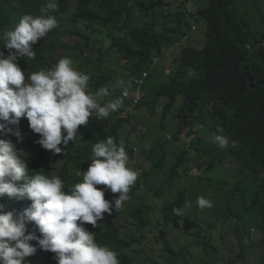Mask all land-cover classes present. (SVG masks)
<instances>
[{"label": "clouds", "instance_id": "clouds-1", "mask_svg": "<svg viewBox=\"0 0 264 264\" xmlns=\"http://www.w3.org/2000/svg\"><path fill=\"white\" fill-rule=\"evenodd\" d=\"M169 1L171 4L164 14L176 15L183 25L191 22V26L183 38L176 39L170 48L165 47L160 55L154 56L148 68L140 67L135 71L130 62L132 54L120 41L124 37L130 38L131 34L112 32V40L108 36V27L117 12L109 0H95L84 8H81L80 0H70L69 17L77 18L85 33L93 28H102L105 33H92L91 48L81 51L77 48L74 57L57 53L53 66L39 68L27 77L24 58L35 59L36 51L32 45L45 39L49 32L54 34L59 24L56 16L48 14L57 11V0H45L40 15L25 13L17 24L3 30L0 36L3 40L0 42V264H197V257L188 250L190 245L200 251L204 264H240L239 260L244 259L247 250L258 256V264H264V222L260 212L264 206V193H255L258 186L263 187L264 180H249L255 184L254 199L246 205L247 210L260 212L259 227L246 229L241 217L236 218L235 227L225 217L214 221L209 218L212 222L202 227L198 225L202 224V219L191 221L190 218L189 195L199 196L196 204L200 209L211 208L218 193L235 203L234 196L238 192L235 194L233 187L248 173L231 155L230 149H224L228 147L229 139L222 131L208 135L215 151L204 158H196L209 161V165L200 162L207 168L216 164L220 153L228 156L235 164L231 169L236 175L235 183L230 185L217 178L205 183L200 181V169L193 167L188 172L191 173L189 176H198L197 194L190 188L180 189L181 183L171 198L167 195V190L188 175L181 166L178 169L180 176L171 180L175 173L170 171L172 157L179 150L171 155L169 143L174 145L179 140L174 139L173 133L177 129H174L175 122L180 120L176 113L179 108L181 113L182 108L180 104L176 105V100L182 95L177 94L174 99L170 94L161 96L155 102V93L160 86L172 82V76L179 70L178 59L184 47L201 49L205 45V37L199 47L190 40L197 36L192 37L191 33L198 29L199 23L204 33L201 16L198 13L201 20L197 21L194 14L209 4V0H176L181 2V7H173L174 0ZM241 11L250 21V12ZM252 20V27L260 29L256 19ZM254 32L260 35L264 30ZM183 41L186 46L175 53L173 48ZM258 46L264 47V38ZM246 48L253 51L257 47L246 43ZM167 52L169 62L175 56L177 68L168 65L162 71L169 76L168 82L153 87L151 93L146 82L158 58ZM92 75L103 83L93 85ZM162 97L169 99L164 105ZM209 109L208 106L205 111ZM114 112L117 119L123 120L118 138L114 140L109 136L94 143L86 164L76 163L66 148L70 142L74 144L79 139V127L86 126L90 117L105 120ZM139 112L146 115L149 124H139ZM199 112L198 108L195 113ZM206 121L205 124L211 123L209 118ZM128 125L133 129L127 131ZM188 125L187 149L193 139L204 142L209 132L202 127L203 123L196 121L184 125L182 133ZM137 127L140 131L132 132ZM166 128L162 133L168 137L157 138L159 129ZM198 131L199 135L195 137ZM134 133L136 138H130ZM146 138L148 142L141 147L139 142ZM31 149L37 152L32 154ZM183 192L180 207L165 208ZM159 193L166 200L156 208L162 216L157 214L155 203L150 201L151 195ZM115 211L120 212L118 219L122 230L129 234L124 257H120L114 246L99 239L106 216ZM171 227L179 229L176 234L185 236H181L179 248H175ZM216 228L235 236L240 254L234 257L219 254L220 249L212 235ZM185 238L189 242L187 246H183ZM156 249L160 254H156Z\"/></svg>", "mask_w": 264, "mask_h": 264}, {"label": "trees", "instance_id": "trees-1", "mask_svg": "<svg viewBox=\"0 0 264 264\" xmlns=\"http://www.w3.org/2000/svg\"><path fill=\"white\" fill-rule=\"evenodd\" d=\"M92 1L95 0H80L81 8ZM109 2L117 12L108 27V36L112 40V32L119 35L131 34L130 38L124 37L120 41L132 54V71L140 67L148 68L154 56L160 55L165 47L170 48L176 39L183 38L191 26V22L183 25L182 19L176 15L164 14V10L171 4L169 0ZM57 3V11L48 14L56 16L59 24L54 34L53 31L49 32L45 39L41 38L32 45L36 57L32 60L24 58L26 77L39 68L53 66L57 53L66 57L77 56V48L81 51L92 47V33H105L102 28H89V33H85L77 18L69 17L70 0H57ZM44 4L45 0H0V36L4 29L17 24L23 14L40 15ZM255 6L260 14L261 24H264V0ZM198 13L205 25V45L201 49L191 46L182 49L178 59L179 70L172 76L171 83L157 89L154 101L169 94L173 99L177 94L183 96L184 103L180 104L182 114L180 108L176 113L180 120L177 121V129L173 133L174 139H179L177 135L182 133L184 125L196 121L203 123L202 127L209 132L204 142L199 138L193 139L188 149L183 148L174 155L175 160L170 171L175 173L171 180L180 176L178 169L181 166L186 175L189 170L186 163L198 162L196 156L204 158L215 151L208 135L218 131H222L229 139L228 147L224 149H230L231 155L248 170L246 179L253 182L264 180V47L258 46V42L264 38V32L260 35L254 32L261 29L252 27V16L250 21L246 19V13L238 8L236 0H209L207 6L202 10L198 9L197 14H194L197 21L201 20ZM0 42L3 40L0 39ZM246 43L257 48L249 51ZM184 72L188 75H183ZM91 81L95 86L103 83L94 75ZM208 106L210 109L205 111ZM198 108L200 112L196 114ZM208 118L211 123L205 124ZM122 125L123 120L117 119L115 112L105 120L98 121L94 116L90 117L86 126L79 127V139L74 144L70 142L66 152L76 163L84 166L91 155L92 145L109 136L117 139ZM116 143L118 144L117 140ZM36 152L31 149L32 154ZM197 177L195 174L190 176L192 182L189 186L194 194H197L196 185L200 184ZM263 187L258 186L255 193H264ZM245 190L241 189L240 184L233 187L235 194ZM184 194L185 192L180 196L176 195L165 208L180 207ZM260 212L264 222V206ZM119 215L120 212L115 211L114 214L106 216L107 221L100 227L99 239L102 243L114 246L119 250L120 257H124L129 234L122 230Z\"/></svg>", "mask_w": 264, "mask_h": 264}, {"label": "rangeland", "instance_id": "rangeland-1", "mask_svg": "<svg viewBox=\"0 0 264 264\" xmlns=\"http://www.w3.org/2000/svg\"><path fill=\"white\" fill-rule=\"evenodd\" d=\"M174 2H175V5L173 7H176V6L181 7V2L178 3L176 2V0H174ZM258 3L261 4V0H236V5L238 6V8L241 10L249 11L252 18L256 19L259 28L261 30H264V24H261L260 14L257 11V8L255 6V4H258ZM197 26H198V29L195 30L193 33H191L192 37L193 35L194 36L197 35V36L194 37L193 39L191 37L192 41L190 40V43H192L196 47H199L202 45V43H204V33L202 31V24L199 23ZM184 42L185 41L177 44L173 48L175 49V53H178V51L182 47L186 46ZM177 64L178 63L175 61V56H174L173 61L169 62V52L164 54L162 57L158 58L156 67L151 71V77L146 82V84L149 85V90L151 91V93L153 91L152 89L153 87H158L160 86V84L164 82H168L169 76L163 74L162 71H164V69L168 65H170L171 67L177 68ZM168 101L169 99L167 97L161 98L162 105H164ZM182 101H183L182 96L177 97L176 105L181 104ZM137 116L141 117L139 118L140 125L149 124L146 117H144L146 115L143 112H139ZM168 121H171V118H169ZM176 126H177V123L175 122L174 129H176ZM192 126H194V124H192ZM188 128H189V125L186 126L185 132L179 135V140L175 141L174 145L169 143V153L171 155L174 154V151L176 149L182 150L183 148H186L187 146L186 139H189V135L187 132H190ZM132 129L133 127L131 125L127 126V131L132 130ZM167 129L168 128L164 130L159 129L157 138L166 139V137L168 136L166 134H163L162 132H166ZM139 131H140V127H137L132 132H139ZM198 135H199V131L197 132L195 137H197ZM130 138L135 139L136 138L135 133L131 135ZM147 142H148V138L139 142V144L142 147ZM173 162H174V156L172 157V163ZM198 162L205 163L206 165H209L210 163L209 161H205L203 159H198ZM198 162L186 163V166L189 168L197 167L198 169H200V175H199L200 181H204L205 183H207V180H206L207 178L209 179L217 178V179H222L223 181L229 183L230 185H232V183H235L236 175H235V172L231 170L234 168L235 164L230 160V158H228V156L220 153V155L216 157V160H215L216 164L210 165L207 168H203L202 167L203 164L198 163ZM187 174L188 175L183 180L178 181L174 186L171 187V189L167 190V195L169 198H171L175 194L176 189L179 187L181 183L183 185L180 187V189L190 188V186H188V184L191 185L190 182H192L189 176V174H191L190 171ZM240 187L243 190L245 189L249 190V192H243V191L238 192L234 196L235 203H232V201L225 200L220 195V193H218V196L215 199V204L213 205L212 203L211 208L200 209L196 204L197 198L199 196L193 198L191 195H189V197L187 198V204L190 205L188 209L190 211L191 221L195 220V218L202 219V224H198L202 227L205 223L212 222L211 220H209V218H212L214 221L218 217H225L227 218V220H229V224L232 225V227H235L237 223L236 218L241 217V218H244L243 227H245L246 229H249L250 227H255V226L259 227L260 221L258 219H260V212L258 210L249 211L246 208V205L254 199L253 189L255 187V184L254 183L251 184V181H249L246 178H242ZM204 197L207 198L206 196ZM150 201H153L155 203V211L157 212L158 215H161L156 208L160 207L166 201L165 199H163L162 194L159 193V194H154L153 196L151 195ZM171 230H172V235L174 237V245L176 246L175 248H179L181 246V236H184V234H176V232L179 229H175L174 227H171ZM212 235L214 238V242L218 245L220 249L219 254L225 255V256H232V257L240 254V247H239L238 240L235 238V236L232 233H224L223 231H220L219 228H216L212 230ZM256 235L257 237H259L260 232L258 231ZM188 244L189 242L185 238V242L183 246H187ZM188 250H190L197 257V264H204V260L201 257L199 250H197L192 245L188 247ZM156 254H160L158 249H156ZM244 256H245L244 259L239 260L240 264H258V256L252 250H247Z\"/></svg>", "mask_w": 264, "mask_h": 264}]
</instances>
